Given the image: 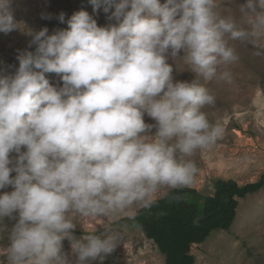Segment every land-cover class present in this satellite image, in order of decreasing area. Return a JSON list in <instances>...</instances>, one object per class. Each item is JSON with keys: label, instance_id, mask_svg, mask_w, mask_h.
Returning a JSON list of instances; mask_svg holds the SVG:
<instances>
[{"label": "clouds", "instance_id": "1", "mask_svg": "<svg viewBox=\"0 0 264 264\" xmlns=\"http://www.w3.org/2000/svg\"><path fill=\"white\" fill-rule=\"evenodd\" d=\"M89 3L114 23L98 26L83 10L65 21L61 12L55 19L67 28L49 34L17 22L13 0H0V33L20 31L34 48L17 50L13 72L0 67V190L12 189L0 192L6 264H104L118 236H76L78 221L123 216L151 207L161 189L189 187L193 157L223 134L201 81L231 84L227 66L239 59L231 42L264 37V0H237L239 19L218 0ZM176 60L191 81L174 78Z\"/></svg>", "mask_w": 264, "mask_h": 264}, {"label": "rangeland", "instance_id": "2", "mask_svg": "<svg viewBox=\"0 0 264 264\" xmlns=\"http://www.w3.org/2000/svg\"><path fill=\"white\" fill-rule=\"evenodd\" d=\"M160 2L164 3V0ZM12 6L17 22L37 31L47 27L49 34L56 29L67 28L66 23L55 19L61 12L66 14L65 21L73 13L83 10L96 19L98 26L114 23L107 20L102 9L93 13L89 0H13ZM218 6L221 12L233 9L239 19L237 0H218ZM41 13H50L53 19H41ZM29 39L20 31L7 35L0 33V67L12 65L8 71L13 72L18 67L17 50H34L28 49ZM231 43L239 57L237 62L227 66L233 82L201 81L216 97L215 107L205 109L208 118L223 127V134L216 144L193 157L198 173L187 188L204 196L213 194V183L218 179L244 185L257 181L264 173V37ZM258 52L261 54L257 55ZM169 63L173 61L170 59ZM174 65L175 79L191 81L194 78L182 61L176 60ZM46 78L50 84L62 86L57 74L48 73ZM144 119L146 123H154L147 116ZM11 190L9 187L0 192ZM169 191L161 189L155 200L163 198ZM238 202L237 215L229 231H213L204 243L191 246L194 264H264V188ZM140 208L139 205L134 206L126 215L103 221H78L75 235H82V230H96L97 234L106 230L115 233L118 246L104 264H164V257L153 242L126 222ZM4 223L10 228L14 221L6 218ZM8 243L7 233L0 235V264H6ZM64 250L70 251L67 241L64 242Z\"/></svg>", "mask_w": 264, "mask_h": 264}, {"label": "trees", "instance_id": "3", "mask_svg": "<svg viewBox=\"0 0 264 264\" xmlns=\"http://www.w3.org/2000/svg\"><path fill=\"white\" fill-rule=\"evenodd\" d=\"M263 188L264 173L257 181L244 185L218 179L210 196L187 187L170 190L151 207H141L126 222L153 242L164 257V264H194L191 246L204 243L213 231H229L238 201Z\"/></svg>", "mask_w": 264, "mask_h": 264}]
</instances>
